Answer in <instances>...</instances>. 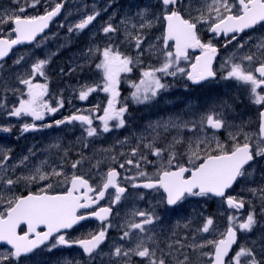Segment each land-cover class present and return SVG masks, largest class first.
Wrapping results in <instances>:
<instances>
[{"label":"snow or ice","instance_id":"6c2138e0","mask_svg":"<svg viewBox=\"0 0 264 264\" xmlns=\"http://www.w3.org/2000/svg\"><path fill=\"white\" fill-rule=\"evenodd\" d=\"M12 3L16 5L15 8L0 10V62L9 56L14 46L35 41L36 37L48 28L52 18L64 7L63 2H58L51 10L46 9L43 15H27L28 9L36 8L40 0H12ZM159 4L160 15L155 17V20H163L165 23L162 48L159 50L162 59L158 67L141 68V78L138 82L128 81L134 89L130 98L136 103L149 102L161 91L166 90L168 85L163 82L164 77L182 75L195 84L216 77L217 72L213 69V63L219 50L212 39L202 40L201 29L207 31L213 39L230 36L224 45L227 47L237 39L238 34L257 25H264V0H205L204 7L196 9V15L185 6V0H159ZM99 15V12L86 15L74 27H70L69 31H83ZM137 15L141 18L139 29L153 25L154 20H144L147 9L141 10ZM5 25L8 26L6 29ZM131 27L135 29L137 25L133 23ZM117 31L118 29L111 23L102 28L106 36ZM124 34L126 39L135 41L134 47L137 50L135 58L121 52L118 45L111 42V38L106 46L101 48L93 45L84 53L88 60L95 56L99 57L95 67L102 73L103 83L82 86L78 98L82 101L87 100L89 95L96 91L108 94L109 98L106 107L102 110L103 114L94 115L100 111L97 105L90 109L88 114H72L42 127L78 122L86 138L97 137L114 128L125 127L128 106L120 101L121 76L131 73L134 67L139 66L142 63L140 57L144 53L141 50L143 43L141 35H133L127 27ZM244 46V43H238L237 49H243ZM255 48V52L250 50L226 57L221 64V68L225 70L221 78L234 80L246 86L251 103L261 106L264 105V59H259L257 54L264 52V40L256 44ZM196 49L200 50V54L190 58L189 51ZM23 59L24 57H19L13 63L19 65ZM257 60L258 64L253 68ZM182 61L189 62L188 67H182ZM48 62V59H39L31 64L30 71L26 75L16 74L17 82L24 86L23 90L4 89L5 92L11 91L17 97L16 104L8 107L7 96H0V109L5 110L7 116L32 118V123L22 125V133L37 130L35 121H43L46 114H55L64 106L62 98L57 100L55 107L52 106L49 99H46L48 84L34 82L36 76L47 79L45 67ZM259 116L258 133L244 132L241 126H235L238 129L235 132L228 131V137L232 141L231 147L221 142L215 135L221 129L234 127L227 122L222 112L210 111L201 115L198 121L169 118L167 121L150 126L153 139L144 144V147L158 158V166L151 174L142 168L141 161L146 164H152L153 161L147 160V156L143 153L138 155L139 145H137L131 149V156L138 158L135 161L126 159L118 165L119 169H125L127 164L137 170L136 175H125L123 180L128 181L133 189H162L166 194L162 202L167 206H175L186 197H217L222 198L228 209L236 210L238 213L245 207V200L229 194L228 190L238 180L252 175V172L246 169L250 162L256 157H264V109L260 111ZM94 120L100 121L99 127L93 126ZM189 125H191L190 130L194 133L198 130L200 134L188 143L185 153L186 163L178 161L175 150V145L182 143L181 137H173L172 143L166 148L155 146L156 137L159 135L157 128L162 127L165 131L170 127L179 130L188 128ZM207 130H213L211 137L207 135ZM0 131L10 132L11 127L0 126ZM241 135L243 142L239 139ZM253 136L256 138L255 145L252 143ZM84 147H87V143ZM166 151L167 158L164 157ZM10 159L9 152L0 149V246H8L5 252L0 253V264H19L21 257L28 256L42 245H47L49 251L59 246L78 245L89 260L100 256L102 253L98 250L108 239V230L112 227L109 217L113 207L121 203L125 193L128 192V187L121 184V172L115 167H109L106 172L98 173L100 182L94 186L84 175L73 173L71 177L65 176L63 168L44 171L47 161H41L29 175L16 176L13 179L9 173H14L17 165L7 166ZM28 159V156H24L19 164L23 165ZM109 159L116 162L115 156ZM82 162L83 157L71 162V168L76 169ZM100 163L101 161L97 160L94 167L98 169ZM54 177L62 178L61 182L66 184L63 192L54 191L52 182ZM21 181L26 184L49 182L38 192L19 195L15 186ZM109 189L113 190L109 194V206L96 209L94 206L105 199ZM248 191L253 196L258 192L256 188H249ZM259 198L262 201L261 211L264 213V188L259 189ZM140 199H143L142 195ZM248 203L251 210L246 217L241 220L238 215L230 214L228 226L223 233H220L219 238H204L196 244L187 246L176 240L167 244V251L159 248L154 234H149V229L146 227L154 224L160 217L154 211H135L133 216L142 219L139 222H128L126 230L120 236V240L128 242L129 246L114 245L108 255L118 260L124 259L125 264H127L126 258L131 256L139 257L147 264H168L169 257L174 264H191V257L184 251L185 247L194 252L197 249L209 248L210 251L199 253L207 264H264V247L256 249L244 243H237L238 231L250 233L257 224L255 207L251 205V201ZM88 209L93 210L87 211ZM90 218H95L101 224L95 233H89L87 238L76 240L66 238V230ZM213 224V219L207 217L198 231L202 234H210L214 231ZM133 232L137 233L135 240L132 238ZM150 243L155 247H150Z\"/></svg>","mask_w":264,"mask_h":264},{"label":"flooded vegetation","instance_id":"af4514ba","mask_svg":"<svg viewBox=\"0 0 264 264\" xmlns=\"http://www.w3.org/2000/svg\"><path fill=\"white\" fill-rule=\"evenodd\" d=\"M61 0H58L60 2ZM205 1V0H204ZM204 1L202 6L204 7ZM57 2V3H58ZM185 6L190 8L191 11H195L196 2L195 0H185ZM33 9V8H31ZM196 15V14H193ZM164 24L162 21L159 23V28H163ZM157 30V29H155ZM154 30V31H155ZM52 31H59L55 27L47 33V35L37 41L31 48L27 50L28 60L25 59V63L11 73L15 76L16 74L26 75L30 71L31 64L39 59H48L49 62L45 67V74L47 79L44 77H39L41 80L40 83L48 84V99L52 106H56L58 99L67 100V97L62 94V71H61V62L63 47L59 35L55 37H50ZM153 31V32H154ZM200 35L202 40L207 41L212 39L213 44L218 47L221 51V56L216 64L215 71L217 72V79L211 81L207 85L199 88V90H204L208 92H213L216 95V109L223 113V116L228 123L236 126H241L244 132L248 133H258L260 116L259 113L264 109V105L257 106L251 103L249 99V92L246 86L238 84L234 80H224L222 79V74L225 71L221 68V64L224 59L233 53L237 55L241 53L256 51L255 45L258 44L261 40H264V25H257L252 29H247L245 32L237 35V39L232 41L225 47V43L229 37L220 36L218 38H212V36L207 32L201 29ZM238 43H244L243 49H237ZM200 53H191L190 58H194ZM259 59H264V52L258 53ZM157 60V58H155ZM158 62V61H156ZM258 60L253 64V68L257 66ZM189 62H181L182 67H188ZM152 67H158L153 66ZM247 67V64L245 65ZM129 74H125L128 77ZM3 68H0V91L3 86ZM37 77H35L34 82H37ZM17 85L21 90L24 89L23 85H20L16 81ZM172 86H173V101L171 100L172 107H180L183 105H192L196 100L195 90L197 87L193 86L192 83L186 78V76L177 75L172 77ZM120 101L126 99L123 95L122 88L120 85ZM101 93L102 99L97 98L96 104L99 106L100 111L94 115H102L103 108L106 107L108 94L102 91H96L92 94ZM0 94H2L0 92ZM128 99V98H127ZM7 106L17 103V97L14 95L11 98H7ZM150 103H155L160 105V98L157 96L155 99L151 100ZM83 113V114H88ZM68 116V107L67 102H64V106L59 109L55 114H46L43 121H35L38 128L37 130L23 132L21 131L22 125L24 123H32V118L27 116L9 117L5 114V110L0 109V126L7 127V123H12L15 121V124H8V127H12L10 132L0 131V146L7 144L8 147L15 148V151L20 147H26V154H14L15 151H11V159L7 162V166L12 165L14 161H20L22 157L28 156L29 159L25 161L23 165H20L16 168L14 173L10 172L9 175H12V178L15 179L16 176H20L22 172L26 171V167L35 165L36 160H40L38 152L30 150V143L35 142L36 138L39 137L42 139L43 130L47 127H42V125L50 124L55 120L62 119L63 117ZM94 123H99L98 120H94ZM62 125L52 126L49 130L48 135L50 134L57 136L56 142L54 145L58 147H50L47 145L46 141L40 145L39 148H36L41 151L40 154L47 153V155L53 157V162H50L44 166V170L53 168V166L58 165L60 162H64V166L60 167L63 170H72L70 157H73L71 152H68V142L67 139L64 141L60 137ZM238 129H224L222 137L223 143H226L229 147L232 145V141L228 137V131H237ZM31 136V137H27ZM24 138H26L24 140ZM240 141L243 142V135L239 137ZM255 136H253L252 143L255 145ZM253 152L255 153V147H253ZM150 155L151 154H144ZM107 156H110L107 154ZM87 164L90 166L87 173L81 172L83 169H87ZM109 167H115L114 163H111ZM116 168V167H115ZM105 170V172L107 171ZM100 168L94 167V165L88 161L86 164H83L79 175H84L85 178L89 179L90 183L94 186L100 182V178L97 176ZM247 170L252 172V175L247 178L240 179L236 186L229 191V194L236 196L238 199L243 198L245 200V207L237 213L236 210L228 209L226 205L222 202V198L216 197H186L182 200L178 206L170 207L167 206L162 201L164 200L165 194L162 190H151L147 191L142 188L133 189L130 187L128 181L123 180V176L128 175L125 172L121 171V184L122 186L128 187V192L125 193V197L122 198L121 203L115 205L112 210V214L109 217V220L112 224V227L108 230V239L104 244L101 245L100 250L101 255L97 256L93 260L83 254L82 249L78 245H73L71 247L59 246L57 248L48 250V246L44 247L41 250H38L31 256L21 257L19 264H36L40 262L41 264H52L54 261H59L68 255L74 259V264H125L124 259H117L113 256L108 255L114 245H124L128 247L129 244L126 241H121L120 236L122 232L126 230L128 222L136 221L139 222L142 218L138 216H133L135 211H154L156 215L160 217L154 224L146 226L149 229V234H154V239L159 245V248L167 251V244L172 243L173 241L180 240L186 246L189 244H196L202 241L204 238H219L220 233H223L228 226V217L229 213L232 215H238L241 220H243L248 212L251 210L249 206V201L251 205L255 207L256 212V221L257 224L250 233H240L238 231V244H246L248 247H255L256 249L264 247V213L261 211L262 201L259 198V189L264 188V157H256L253 164L247 168ZM133 176V175H128ZM49 181H41L38 183L26 184L21 181L16 185V192L19 195H27L28 193L38 192L41 187L47 184ZM54 191L59 193L65 190L66 184L60 183V178H53ZM249 188H256L258 190L257 195L248 191ZM52 192L53 190H49ZM113 190L109 189V193L106 194L104 200H101L98 205L94 206L96 209L102 206H109V194ZM143 196V199H140V196ZM93 209H88L87 211H92ZM82 212L85 210H81ZM211 217L214 221L210 234H202L198 230L202 227L205 219ZM188 218L190 223L188 222ZM187 225V227H185ZM101 224L98 220L88 221L85 224L79 226L77 230L71 233H67L66 238L76 240L80 238H87L89 233H95ZM137 233H132L133 240L136 239ZM254 242V243H253ZM150 247H155V245L150 243ZM236 248V247H235ZM234 248V250H235ZM1 249V248H0ZM2 250V249H1ZM185 252L191 257V264H207V261L199 255L200 252H208L209 248L197 249L195 252L190 248L185 247ZM159 254V253H158ZM74 255V256H73ZM182 258V257H181ZM259 258V255L258 257ZM127 259V264H147L145 260H142L139 257L131 256ZM168 264H174L171 258H168Z\"/></svg>","mask_w":264,"mask_h":264},{"label":"rangeland","instance_id":"374dc122","mask_svg":"<svg viewBox=\"0 0 264 264\" xmlns=\"http://www.w3.org/2000/svg\"><path fill=\"white\" fill-rule=\"evenodd\" d=\"M56 0H46V5H48L49 2L53 3ZM139 2L140 6L141 3H145L147 0H113V1H107L104 4H91L88 5L82 0H70L69 2V8L66 12V17H68V20H63L61 27L64 29H68L70 27H74L76 23H78L82 18H84L86 15H91L94 12H99L100 9L104 8L103 11L108 14L109 17H114V21H105L106 17L104 15H99L96 17V19L90 24L86 29L83 31H76L73 30L71 33L65 35L66 40H70L73 38L75 35L76 37H79V46H76L75 43L72 44V49L69 50L68 58H67V67L64 68L65 70V78H67V90H68V103H69V109H71L72 114H77L80 113L83 110V106H81L82 103H84L86 100H80L78 98L79 91L81 90V87L84 85H93L97 81L102 79V75L100 74V70H97L95 67V64L99 62V57L95 56L91 60H88L84 53L89 47H92L93 45L99 46V47H104L107 45V43L110 42L109 38L111 33H109L107 36L102 32V28L106 26L108 23H111L114 27L118 29V31L115 34V37L113 38V42L117 41L115 44L118 45L119 50L123 53H127L130 56L136 57L135 53V47H134V40L131 39H126L124 30L125 27L128 28V30L133 33V35H141L143 37V43L141 44V50L143 51V55L148 56V61L149 63L147 64L148 66H159L161 63V55H160V49L162 48V34L159 31L155 33L154 36H149L147 33L152 32L155 29H159V24L157 26H154L157 23V20H154L155 22L151 27H145L144 29H139V24L141 23L140 17L137 15V10L134 7V2ZM151 1V6H145V9H147V14L148 13H153V7L155 6L154 12V17H158L160 15V4L159 0H150ZM204 0H195L197 6L196 9H200L202 6V2ZM205 3V1H204ZM50 6L46 7V9H49ZM7 8H14V7H6L2 6L0 10L2 9H7ZM112 8L115 9V11H112ZM142 8V7H141ZM196 9L192 14H197ZM147 21V19H144ZM121 21H125V23H121ZM135 23L137 25V28H132L131 25ZM5 29L8 27L7 25L4 26ZM121 35V36H120ZM83 39V41H82ZM66 44H69L68 42L70 41H65ZM144 42L146 43L144 45ZM144 45V46H143ZM150 45L152 47H150ZM65 47H64V53H65ZM134 52V53H133ZM142 56L140 57V60L142 59ZM155 56H157L158 62H156ZM64 57V54H63ZM142 61V60H141ZM98 73V75H96ZM17 81V80H15ZM15 87V84L12 85V88ZM8 96V94H0V96ZM164 97H166V93L164 94ZM102 98V96H101ZM79 102V104H78ZM216 102V96L212 97L210 100L206 102V104L203 106V108L200 110V112L196 113L194 115L193 113L189 114H184V115H178V114H173L169 111L168 114H162V122L169 120V118L176 119L179 118L183 121H194V120H199L200 116L210 112L212 109H214V103ZM73 105H70L72 104ZM89 109H92V106H89ZM215 112H217L215 110ZM160 123V122H159ZM15 124V123H14ZM158 123L156 122H151L149 124H145V129L144 132H138L137 130V122L129 118L128 123L126 125L125 130L123 132L127 133L125 136L122 138H119V133L118 129H116L117 133L114 135H111L110 138L107 140H104L102 142L95 140L93 142H87L86 134L84 133L82 127L79 125V127L76 124H68L66 123L64 126H62L61 130V139L64 140L66 137L67 133H70V131H73V138L71 137L69 139V150L68 152H76L79 155V158L83 157V162L86 164L87 161H90L93 165H95L97 160H100L101 163L99 165V168L101 167V170L98 171V173H103L107 169V166H104L107 164L108 166L112 163L111 160L109 159V156L106 154H109L108 151H115V154L117 155L118 162H124L126 159H133L130 155H128L131 152V149L139 145V150L145 149L146 151H149L144 147V144L150 142L153 139V131L152 127L157 125ZM133 125H136L134 127ZM234 127L231 129H236V125H233ZM191 129V125H189L188 128H182V129H176V128H169L167 131H165L162 127L157 128L156 131L159 133V135L156 137L155 141V146L160 147V148H166L169 144L172 143L173 137H181L182 142L185 143V146L183 148V155L177 152V159L178 161L181 160H187V155H185L187 151V146L189 141L194 140L197 135L199 134H194L191 136V132L189 131ZM164 131L168 138V142L163 143L161 146L157 145L158 138L160 137L161 132ZM164 134V133H163ZM191 136V137H190ZM209 136V135H208ZM30 137V136H27ZM211 137V136H209ZM26 138H24L25 140ZM57 136L51 135L47 136V145L50 147H54V144L56 142ZM133 139V140H131ZM123 141L124 143H121ZM87 143V147H84V144ZM30 144L35 145L36 147L34 148V151L38 152L39 156H41V159L36 160L35 165L26 167V171L22 172L20 176H26L29 175L35 167L40 165L41 161H47V164L50 162H53V157L47 155V153H41L40 150L36 149L40 147V143H35L32 142ZM166 144V145H165ZM180 144L175 145V147L179 146ZM0 149H4L5 152H9V154H12L10 150H7L6 145H1ZM15 149V148H13ZM26 147H20L18 148L14 154H26ZM108 150V151H103V150ZM168 152L166 151L164 153V157L167 158ZM23 158V157H22ZM21 158V159H22ZM153 163L158 166L159 160L158 158L153 161ZM17 165V167L20 166L18 161H14L12 165H9V167ZM64 166V162H60L58 165L53 166V168H57L58 170L60 167ZM156 166L153 167V172L156 169ZM14 171L16 170V168ZM87 169H83L81 172L87 173L88 168L90 166L87 164ZM51 168L44 170V171H49ZM64 175L67 177H71L73 173L77 174L80 171L74 170H63ZM97 173V176L99 177V174ZM100 178V177H99ZM62 178H60V183L64 184V182H61ZM6 249L1 250L0 253L5 252ZM63 262H66L64 260ZM36 264H41L40 262H36Z\"/></svg>","mask_w":264,"mask_h":264},{"label":"water","instance_id":"95a60500","mask_svg":"<svg viewBox=\"0 0 264 264\" xmlns=\"http://www.w3.org/2000/svg\"><path fill=\"white\" fill-rule=\"evenodd\" d=\"M63 9V8H62ZM61 12H62V10H61ZM61 12L57 15V16H55V17H53L52 18V20L49 22V26H50V24L52 23V21H54L56 18H58L60 15H61ZM49 26H48V28H49ZM48 28H46L45 30H47ZM44 30V31H45ZM44 32H42V33H40L37 37H36V39L37 38H39L42 34H43ZM34 42V41H33ZM32 43V42H31ZM31 43H24V44H31ZM170 43V42H169ZM24 44H21V45H16V46H14V48L12 49V50H14V49H16V48H18V47H20V46H22V45H24ZM199 49H196V51H198ZM12 52V51H11ZM10 52V53H11ZM10 55V54H9ZM217 57H218V55H217ZM216 57V58H217ZM7 58V57H6ZM216 60V59H215ZM215 62V61H214ZM213 65H214V63H213ZM211 79V78H210ZM209 80V79H208ZM207 81V80H206ZM202 82H205V81H202ZM202 82H200V83H202ZM68 230H70V229H68ZM68 230H66V231H68Z\"/></svg>","mask_w":264,"mask_h":264}]
</instances>
